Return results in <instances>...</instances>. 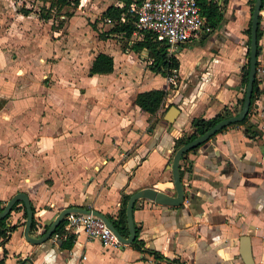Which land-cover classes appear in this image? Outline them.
Returning <instances> with one entry per match:
<instances>
[{
    "label": "crops",
    "instance_id": "obj_1",
    "mask_svg": "<svg viewBox=\"0 0 264 264\" xmlns=\"http://www.w3.org/2000/svg\"><path fill=\"white\" fill-rule=\"evenodd\" d=\"M91 2L85 1L84 8ZM119 2L105 4L99 15ZM205 2L217 5L218 17L212 25L200 5L210 30L179 46L173 88L147 67L146 49L138 53L142 63L132 62L137 53L128 47L130 40L127 47L123 44L125 52L99 50L113 56L114 69L108 74L89 75L98 51L83 73L61 60L52 66L30 58L36 74L29 76L53 74L60 79L50 85L23 82L5 87L7 81L0 75V208L14 193H27L36 221L31 233L41 235L68 206L116 218L123 193L154 188L175 195L170 167L175 137L190 132L194 117L212 118L224 107L239 110L245 94L242 68L248 61L251 0ZM81 4L70 9L72 15L65 9L59 14L61 23L72 17L71 30L77 29L73 17L82 12ZM4 10L0 18L10 13L8 7ZM32 16L30 10L15 11L13 23L24 26L22 21ZM258 28L262 34L256 76L263 93L254 101L249 121L262 132L261 138L249 136L242 124L228 125L187 152L180 159L186 186L181 205L146 198L134 204L143 249L132 243L103 246L83 230L70 233L75 235L70 248L61 247L69 234L30 243L23 235L25 218L18 204L6 220L16 228L4 244L0 242V258L5 246L7 264L19 259L22 264H245L239 243L248 235L253 264H264V4ZM12 69L24 71L18 64ZM152 88L168 89L155 114L134 102L138 92ZM172 104L179 113L170 124L163 116ZM148 251L176 260L168 263Z\"/></svg>",
    "mask_w": 264,
    "mask_h": 264
},
{
    "label": "trees",
    "instance_id": "obj_2",
    "mask_svg": "<svg viewBox=\"0 0 264 264\" xmlns=\"http://www.w3.org/2000/svg\"><path fill=\"white\" fill-rule=\"evenodd\" d=\"M49 1V6L47 7V10L43 16L44 18L48 19L50 18V11L57 10L56 14H60V12L65 9L64 13L69 16L72 15L71 8H76L79 6L81 0H45ZM123 1V5L119 6L117 4H110L108 5L99 15V17L96 19V21L99 19L105 23L109 24V28L104 31H99L98 36L101 39H107L109 36L114 37H120L124 39V48L127 47V43L129 40L132 39L133 31H134V19L135 16L130 12V5L133 0H121ZM141 1V0H136ZM255 0H251V10H253V4ZM199 4L203 7L204 13L207 15V18L210 20H213L212 25H214V20L218 17V11H217V5L215 3H209L206 5L205 0H199ZM263 4L264 0H262V6L259 13V18L261 17V13L263 11ZM26 13L28 12V9L24 10ZM56 12V11H55ZM94 28H96V25L93 23ZM246 32L249 35L250 38V32L251 28L250 25L246 29ZM262 32L258 28L257 31V39L259 40ZM128 47L134 51L135 53H139L141 50L146 49L147 50V59L149 63L147 64V67L155 72L160 74L162 77L167 78L169 75L172 74V72H177L179 69V59L176 56L175 53H169L167 50V44L163 38L156 35L154 32L146 31L142 34V36L138 39H135L132 41ZM259 47L257 52V57L259 55ZM247 56L249 58V48L247 50ZM258 66V61H257ZM114 69V59L111 54H108L104 51H99L95 57L92 60L91 66L89 68V75L93 74H108L111 73ZM248 70H249V60L247 61L246 65L242 68V83L245 85L247 83L248 78ZM259 79L257 76H255L254 85H253V92L251 96V103L249 106L248 113L239 122L232 123L230 125L235 124H242L246 130V133L253 137V138H261L262 132L256 127L255 124L251 123L249 121L250 112L253 106L254 101L256 98L263 93V90L259 88L258 81ZM172 85L170 84V87ZM168 94V89L164 88H152L149 90H144L141 92H138L134 102L135 104L141 109L144 110L150 114H155L164 104L165 99ZM244 98V97H243ZM243 98L241 99V103L243 102ZM4 105V100L0 99V108ZM237 108H228L224 107L221 112H219L217 115H215L212 118H203V117H194L192 118L190 122L191 130L189 133H183L180 136L175 137L174 139V146L173 150L176 151L177 148H179L182 144L194 139L198 135L204 133L206 130H208L210 127H212L215 123L220 121L221 119H224L226 117L232 116L237 113ZM227 127V126H226ZM226 127L220 129L218 132H221ZM214 134V135H215ZM214 135H212L210 138H212ZM203 144V143H201ZM200 144V145H201ZM200 145H197L196 147L190 149L189 151L197 149ZM187 151V152H189ZM185 152L181 159L184 158ZM189 171V169H187ZM179 173L181 177V181L183 180L184 171L180 166L179 163ZM184 186V185H183ZM186 187V186H185ZM184 187V188H185ZM130 194L123 193L122 194V203L121 207L119 209L118 215L116 218H112L108 216V218L111 220L115 228L119 231V233L127 237L128 236V227L126 222V214H125V207L126 202L129 198ZM18 204H21V208L23 209V217H26V211L25 207L22 201H17L13 207L12 210L17 207ZM10 213H8L5 217L0 219V242L2 244L5 243V241L8 238L9 233L16 228L15 225H6V220L8 218ZM65 219L57 225L55 228L54 234L61 235L65 232L64 229ZM48 226H45V229H47ZM36 229V221L33 217L32 224H31V230ZM136 229V237L134 241L132 242V245L135 246L138 249H143L144 242L141 239H138V232L139 229ZM75 235L69 234L61 243V247L63 248H70L74 242ZM145 250V249H144ZM152 253L155 257L163 258L168 263H173L176 259H169L166 256L162 254H158L156 251H148ZM6 254L7 249L4 246V255L0 258V264H7L6 261ZM14 264H22V260H16Z\"/></svg>",
    "mask_w": 264,
    "mask_h": 264
},
{
    "label": "rangeland",
    "instance_id": "obj_3",
    "mask_svg": "<svg viewBox=\"0 0 264 264\" xmlns=\"http://www.w3.org/2000/svg\"><path fill=\"white\" fill-rule=\"evenodd\" d=\"M2 1L0 3V10H4L6 7L10 9V13L8 12L6 15L4 13V17L0 18V75H3L7 81L4 85L5 87L19 83L22 84L23 82V84L28 83V86H36L35 84L38 82H45V85H50L54 84L55 80H60L57 76H53V74L47 78H41L40 76L39 79H35V76H29V72L32 75L36 74L33 73L34 69H31L32 63L30 58L38 63H47L52 66L61 60L63 63L70 64L73 67L72 69L77 68L78 72L83 73L86 72L90 59L99 50L125 52L123 51L124 39L114 36L101 39L98 36L99 31L109 28L108 23L99 19L96 21L99 17V9L105 6V4L115 3L117 0H92L87 5V8L83 6L87 0H81L80 3L82 4L80 8L82 12L78 13L77 17H73L74 22L76 21L77 23V29L75 30H71L69 25L72 17L63 19L66 25L62 26L63 22L61 23V17L59 13L56 14L57 10L55 8L50 11V18L46 19L41 16L46 12L49 1ZM26 9L32 12L33 18L24 20L25 22L22 21L25 25L21 27L17 22L13 23L15 20L17 21V18H14L15 11L23 13ZM93 23L96 25V28H94ZM135 55L133 53L131 56L132 62L137 60L142 63L140 55L138 53ZM16 64L23 67L25 72L12 69ZM134 74L139 75L138 70ZM157 78L158 80L155 82L158 81L159 83L161 76L159 75ZM171 85L173 88L174 84ZM157 117H159V112Z\"/></svg>",
    "mask_w": 264,
    "mask_h": 264
},
{
    "label": "water",
    "instance_id": "obj_4",
    "mask_svg": "<svg viewBox=\"0 0 264 264\" xmlns=\"http://www.w3.org/2000/svg\"><path fill=\"white\" fill-rule=\"evenodd\" d=\"M262 6V0H255L253 4V10L251 14V23H250V44H249V70H248V78L245 87V94L243 98V102L241 108L237 111L236 114L221 119L217 123H215L212 127L206 130L204 133L198 135L194 139L182 144L173 154L171 160V174L173 185L175 188V195H170L159 191L154 188H143L138 189L130 194L125 207L126 214V222L128 227V236H122L119 231L115 228L111 220L102 212L96 209L82 207V206H68L59 211V213L55 216L53 221L47 227V229L41 235H33L31 233V224L33 220V208L31 205V201L27 195V193L23 191H18L14 193L5 203V205L0 208V219L5 217L12 210L13 205L17 201H22L26 211V217L23 227V235L25 239L34 244H40L46 241L54 232L57 225L63 220V218L70 212H82V213H93L100 218H102L107 225L112 229L117 238L121 241L122 244H131L136 237V229L133 219V208L135 202L140 198L151 199L155 202L165 205L178 206L181 205L184 200V186L181 181L180 173H179V163L181 156L189 151L190 149L200 145L207 141L212 135H214L220 129L235 123L239 122L248 113L249 106L251 103V96L253 92V85L257 71V52H258V39H257V31L259 26V13ZM179 113V108L176 104H172L165 115L163 116L164 120L173 124L177 114ZM240 254L245 264H253L252 255H251V245L249 241L248 235H242L240 237Z\"/></svg>",
    "mask_w": 264,
    "mask_h": 264
},
{
    "label": "built area",
    "instance_id": "obj_5",
    "mask_svg": "<svg viewBox=\"0 0 264 264\" xmlns=\"http://www.w3.org/2000/svg\"><path fill=\"white\" fill-rule=\"evenodd\" d=\"M117 5L122 6L123 3L119 2ZM130 12L135 16L130 41L151 31L165 40L169 53H176L182 43L196 39L203 31L210 30L205 24L199 0H133ZM176 77V73L172 72L167 81L175 85ZM64 219L65 232L62 236L55 234V239L83 230L89 238L98 239L103 246L122 245L107 223L91 212H70Z\"/></svg>",
    "mask_w": 264,
    "mask_h": 264
}]
</instances>
